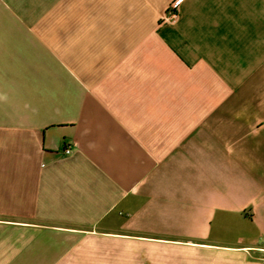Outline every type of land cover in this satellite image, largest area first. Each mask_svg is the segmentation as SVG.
Instances as JSON below:
<instances>
[{"label":"crops","instance_id":"0c3cea01","mask_svg":"<svg viewBox=\"0 0 264 264\" xmlns=\"http://www.w3.org/2000/svg\"><path fill=\"white\" fill-rule=\"evenodd\" d=\"M174 1L0 0V264H264V0Z\"/></svg>","mask_w":264,"mask_h":264},{"label":"built area","instance_id":"2783aa9c","mask_svg":"<svg viewBox=\"0 0 264 264\" xmlns=\"http://www.w3.org/2000/svg\"><path fill=\"white\" fill-rule=\"evenodd\" d=\"M183 0H175L174 2H172L169 7L168 10L166 11V13L162 16L161 20L163 22H173L177 19L178 14H177V10H178V6L180 5V3ZM72 152V149L70 147L65 148L63 150V153L65 155H69Z\"/></svg>","mask_w":264,"mask_h":264}]
</instances>
